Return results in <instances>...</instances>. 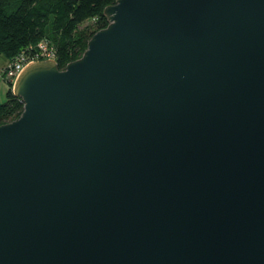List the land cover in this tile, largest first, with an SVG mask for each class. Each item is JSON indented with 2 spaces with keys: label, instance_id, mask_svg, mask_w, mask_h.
Wrapping results in <instances>:
<instances>
[{
  "label": "water",
  "instance_id": "water-1",
  "mask_svg": "<svg viewBox=\"0 0 264 264\" xmlns=\"http://www.w3.org/2000/svg\"><path fill=\"white\" fill-rule=\"evenodd\" d=\"M0 123V264H264V0H115Z\"/></svg>",
  "mask_w": 264,
  "mask_h": 264
},
{
  "label": "trees",
  "instance_id": "trees-1",
  "mask_svg": "<svg viewBox=\"0 0 264 264\" xmlns=\"http://www.w3.org/2000/svg\"><path fill=\"white\" fill-rule=\"evenodd\" d=\"M115 0H0V53L11 60L20 52L35 51L43 41L53 49L59 69L79 57L87 40L106 26L103 8ZM23 109L11 83L0 103V123Z\"/></svg>",
  "mask_w": 264,
  "mask_h": 264
},
{
  "label": "built area",
  "instance_id": "built-area-1",
  "mask_svg": "<svg viewBox=\"0 0 264 264\" xmlns=\"http://www.w3.org/2000/svg\"><path fill=\"white\" fill-rule=\"evenodd\" d=\"M54 58V52L51 47L46 45L45 42L40 41L37 43L36 50L30 51L29 53L20 52L14 58L9 60L3 68V73L8 79V82H13L18 72L29 62L44 59Z\"/></svg>",
  "mask_w": 264,
  "mask_h": 264
},
{
  "label": "rangeland",
  "instance_id": "rangeland-1",
  "mask_svg": "<svg viewBox=\"0 0 264 264\" xmlns=\"http://www.w3.org/2000/svg\"><path fill=\"white\" fill-rule=\"evenodd\" d=\"M8 61L9 59L0 53V103L5 100L6 90L9 87L8 79L2 71ZM10 83L12 86V82Z\"/></svg>",
  "mask_w": 264,
  "mask_h": 264
}]
</instances>
